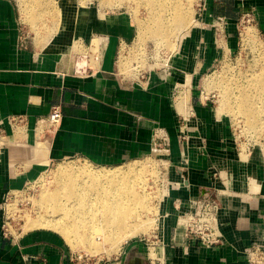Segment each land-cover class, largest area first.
Segmentation results:
<instances>
[{"label":"crops","instance_id":"1","mask_svg":"<svg viewBox=\"0 0 264 264\" xmlns=\"http://www.w3.org/2000/svg\"><path fill=\"white\" fill-rule=\"evenodd\" d=\"M201 1L198 23L178 42L168 67L151 70L138 84L123 82L116 71V52L129 39L122 12L105 19L91 9L72 12L70 29L80 44L78 53L71 54L68 43L20 49L18 12L12 0H0V127L7 130L8 117L22 115L23 125L30 128L51 106L61 108L60 122L45 144L35 135L0 144V210L8 191L33 179L52 161L81 156L117 164L146 155L164 134L171 159L185 166L176 171L182 178L171 190V209L178 200L185 205L191 196L216 194L223 243L204 246L187 240L180 226L166 222L156 242L161 264H248L245 249L263 238L261 193L249 186L256 170L253 162L244 165L232 152L224 125L202 100L199 85L220 57L211 20L225 18L223 35L231 42L236 21L252 12V24L264 39V0ZM181 95L185 104L180 110ZM187 102L185 118L181 113ZM185 146L186 157L181 152ZM243 176L247 185L239 184ZM3 220L0 211V264H76L59 232L32 228L3 237ZM145 250L144 240H133L121 246L112 261L94 264H147Z\"/></svg>","mask_w":264,"mask_h":264},{"label":"rangeland","instance_id":"2","mask_svg":"<svg viewBox=\"0 0 264 264\" xmlns=\"http://www.w3.org/2000/svg\"><path fill=\"white\" fill-rule=\"evenodd\" d=\"M25 1L26 0H12L19 15V35L25 38V49H28L30 46L40 48L49 43H63L65 45L68 43L67 49L71 52V54L78 53L80 50V44L75 41L73 32L70 29L72 28V12L91 9V12H99L100 17L103 19H105V17H103L104 15L122 12L125 15L129 25L127 33V37H129V39L123 43L116 52L115 64L119 78L126 83H131L137 79L145 81L148 77V73L151 70L168 67L169 58L175 51L178 42L183 38L185 32L188 31L189 28L195 26V24L198 23L197 13L201 8L202 3L201 0H182L181 2L186 5V8L189 11L190 25L188 26V29H181V31L176 30L171 36L162 38L154 35L152 31L154 27L151 25L152 23L149 16V11H147V6H145L146 4L143 2L142 3L144 5L141 3L134 5V2L121 1L119 3L117 0H110V2H105L104 0H71V3H73L74 6L71 5V7L69 6L67 8H63L59 12V15L55 16L54 18L48 14L37 12L39 7L34 5L35 0H31V4ZM38 1H43L53 6L54 4L60 5L59 3L62 0ZM77 3H79V5ZM25 4L28 9L26 10L25 8L27 12L23 13L21 8ZM48 16L49 18H47ZM209 28L212 30L214 38L219 44L220 57L213 68L203 75L199 85V93L202 100L206 101L209 106H211V109L215 114V119L224 125V134L226 133V136L231 142L232 152L241 158V161L244 165L249 166L250 162L254 163H252V167L256 170L257 176L255 173H252L253 181H251L249 186H252L250 188L251 191H254L255 188L257 190L258 188L260 190L258 191L261 193L262 197L261 200L263 203H261V206L263 207V210L261 213L262 220L260 226L263 238L261 237L262 239L256 241L257 243H261L264 242V127H257V129L249 127L245 121V118L235 112L233 108L236 107L235 97H237L239 86L247 85L251 80V75L253 73H258V71H260L261 67L264 65V39L260 36L252 23H248L241 17H239V19L236 21L235 31L231 42L227 40L219 28L211 25H209ZM245 28L250 29L251 31L253 30V33L256 34L254 43L245 39L243 36V31ZM95 48L96 47H93V59L96 58ZM118 59L119 68L122 72H120L117 67ZM182 90L185 91L184 89ZM201 90L203 93H201ZM221 92L227 93L229 98L228 102L222 99ZM181 97L182 95L180 98ZM206 98L208 99L205 100ZM186 99H188V95ZM187 106L188 102L185 109L186 112L181 113L184 117H187V113L189 112L187 111ZM183 107L184 104L181 109ZM25 122L26 121L19 124L14 122H11L10 124L8 122L7 130L0 127V144L2 141L5 142L10 139L17 143L23 142L24 139H27L31 135H35L36 138H40V141L45 144L58 126H50L45 122H42L40 124H34L30 128H25L23 125ZM39 130H42V135L39 134ZM181 131L185 132L186 129L183 128ZM182 136H185L184 133ZM165 137L166 136L164 134H159V140L156 142V144H153L152 149L146 155L140 158L129 159L117 164H99L81 156H69L52 161L48 165L44 166L39 174H37V176H35L33 179L27 180L22 186L8 191L3 199V206L0 210L3 219L10 222L9 225H11V229L18 228V230H16L17 232L26 231L32 228H48L49 226H35L31 228L27 225L26 220L27 218H37L36 211H38L37 208L40 207L37 206L35 201L40 200L43 187H47V189L50 190L55 187V177L59 175L60 170L63 167L75 168L79 165H85L86 167L95 169L101 168L113 170L115 168H121L125 171H129L130 169L139 165V167L141 166V172H146L144 175L146 181L150 182L148 185V191L151 192L153 190L151 192V196H153L150 200V204L152 205L151 211L147 212V214L144 212L141 213V215H143L142 218L147 222L146 227L149 226V229H146V231H144L145 229H142L143 232L138 231L135 236L124 241L122 246L130 241L142 239L144 242H146L145 253H147L148 256L147 260H150V258H152V260L160 258V255H154V252L156 251L155 249H157L156 242L158 231L161 229L163 230L164 224L170 221L175 222V224L180 226V224L177 222L179 219L177 216L179 210L177 208L171 209L170 207V194L172 188H176V186L181 184L178 180L182 177L177 175V168L181 169L185 167L184 165L182 166L179 164V162H173L171 159L169 145L165 144L167 141L169 142V140L168 137L163 139ZM181 152L183 156H187L188 150L186 146L184 151ZM144 169L146 170L144 171ZM148 172L151 174L148 175ZM153 172L155 174H153ZM247 174H250L248 170ZM241 181L243 184H239L244 185V176L241 178ZM245 185H247V183ZM179 202L180 201L178 200L177 204H179ZM179 206L184 207L185 205L179 204ZM45 208L42 206L40 210L43 212H40L51 214V210L48 211L50 208H47L46 206ZM5 211L7 213H5ZM150 220L152 221L151 225ZM93 228H96V225L93 224ZM49 229H52V227H49ZM52 230L56 231L54 228ZM64 238L66 239L65 236ZM92 239L93 240L91 243L93 248L91 246L89 247L90 244L80 243L78 246L76 243L75 247L77 248H75L66 240L72 252L73 260L76 264H94L99 261L100 263L109 262L112 261L121 250L120 248L117 253H114L112 249L109 250L111 246L107 244L108 242L105 243V241L102 240L101 244L99 241L100 238L97 236H94ZM94 242L96 244L98 243L97 248L95 247L96 244ZM95 248L96 251L99 250V253L95 252ZM87 250H89V252ZM108 250L110 252H108Z\"/></svg>","mask_w":264,"mask_h":264},{"label":"bare ground","instance_id":"3","mask_svg":"<svg viewBox=\"0 0 264 264\" xmlns=\"http://www.w3.org/2000/svg\"><path fill=\"white\" fill-rule=\"evenodd\" d=\"M26 1L31 4V0ZM104 1L110 2V0ZM117 1L119 3L121 1L134 2V5L140 3L146 4L145 6H147V11H149L151 18V25L154 27L152 31L154 35L162 38L171 36L176 30H187L190 25L189 11L186 5L181 2L182 0ZM26 4L23 6L24 8H21L23 13L27 12L28 4L27 6ZM59 4L51 6L43 1H34V5L39 7L37 12L48 14L54 18L59 15V12L63 8L71 7V5L74 6L71 0H62ZM77 4L79 5V3ZM245 29L243 36L254 43L256 34L253 33V30ZM117 66L119 67V59ZM119 71L122 72L120 68ZM244 83L247 84L246 82ZM237 92V97H235L236 107L233 110L245 118L249 127L254 129L264 127V65L258 73L251 75V80L247 85L239 86V91ZM221 96L224 101H229L226 92H221ZM183 104H185V99L182 96L177 101L178 108L181 109ZM41 131L39 130L40 135H42ZM143 173L139 165L129 171L121 168L113 170L95 169L86 167L85 165H79L75 168L63 167L59 175L55 177V187H52L53 189L51 190L43 187L40 200L35 201L40 208L42 206L50 208L48 211L51 210V214L41 213L40 211L42 210L37 208V218H27V225L31 228L35 226L52 227L56 232L62 233L66 237L67 242L71 243L74 247L76 243L77 246L80 243L90 244L89 247H92V238L97 236L100 238V242L102 240L105 243L108 242L107 244L111 246L110 248L108 247L109 250L112 249L114 253H117L122 243L128 238L135 236L142 229H145L144 231L149 229V226L146 227L147 222L142 218L143 215L141 213L147 214V212L151 211L152 205L150 204V200L153 196H151L153 190L151 192L148 191L150 182L146 181L144 176L146 172ZM149 174L151 173L148 172ZM153 174L155 173L153 172ZM151 223L152 221L150 220V225ZM93 224L96 225V228H93ZM96 248L95 252L99 253V250L96 251ZM109 250L108 252H110ZM155 250L154 255H160V248ZM87 251L89 252V250Z\"/></svg>","mask_w":264,"mask_h":264},{"label":"built area","instance_id":"4","mask_svg":"<svg viewBox=\"0 0 264 264\" xmlns=\"http://www.w3.org/2000/svg\"><path fill=\"white\" fill-rule=\"evenodd\" d=\"M240 17L245 19L248 23H253L254 21L252 12H245ZM225 24V18L217 16L211 20L210 25L219 28V30L223 33ZM17 47L20 49L26 48L25 38L21 35H19ZM132 82L142 84L140 79ZM201 93H203L202 90ZM207 99L208 98L205 100ZM60 119L61 108L58 104H55L51 106L46 117L37 118L35 124L45 122L50 126H56L59 124ZM181 119L184 120V117H181ZM24 121L25 117L22 115L8 117V122L10 124L11 122L19 124ZM182 135L183 134L181 133V139L184 140L185 136ZM165 144L169 145V142L167 141ZM179 204L181 205V202H179ZM179 204L175 205L179 210L177 215L179 219L177 222L180 224L183 230V235L187 240H197L204 246H213L223 243V234L219 225L220 204L216 194L211 192L197 194L189 197L184 207L179 206ZM5 213L7 212L5 211ZM9 223V221L3 220L1 224V233L3 237L13 236L17 233L16 230H18V228H13L14 230L11 229V225H9ZM245 254L248 264H264V242H254L245 249ZM148 264H161V262L159 259L152 260V258H150V260H148Z\"/></svg>","mask_w":264,"mask_h":264}]
</instances>
